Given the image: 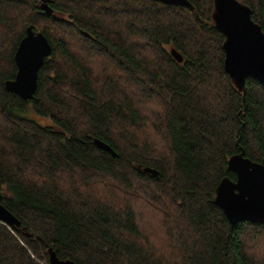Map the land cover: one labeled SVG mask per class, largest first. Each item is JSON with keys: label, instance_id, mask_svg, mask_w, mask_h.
I'll return each mask as SVG.
<instances>
[{"label": "trees", "instance_id": "1", "mask_svg": "<svg viewBox=\"0 0 264 264\" xmlns=\"http://www.w3.org/2000/svg\"><path fill=\"white\" fill-rule=\"evenodd\" d=\"M42 1L0 0V264H264V224L215 201L232 155L264 165V84H233L214 0ZM31 24L53 50L25 100L5 83Z\"/></svg>", "mask_w": 264, "mask_h": 264}, {"label": "water", "instance_id": "2", "mask_svg": "<svg viewBox=\"0 0 264 264\" xmlns=\"http://www.w3.org/2000/svg\"><path fill=\"white\" fill-rule=\"evenodd\" d=\"M165 4L181 5L194 9L190 0H157ZM51 0L40 4L45 15H52L54 8ZM212 18L215 27L225 35L223 49L224 67L235 87L246 92V80L253 77L264 84V31L252 17L251 8L241 0H214ZM52 45L42 31H37L34 24L26 29L15 52L17 73L15 78L5 83V88L25 100L35 98L41 67L52 53ZM172 56L178 61L183 55L175 48ZM95 144L116 155L108 143L95 139ZM229 169L236 173L237 179L223 178L217 187L216 203L223 209L231 223L250 221L264 224V165L245 156L244 152L232 155L228 162ZM153 176L158 172L145 168ZM0 220L9 225L20 224L19 219L1 202ZM51 264H77L72 259H64L50 249Z\"/></svg>", "mask_w": 264, "mask_h": 264}, {"label": "rangeland", "instance_id": "3", "mask_svg": "<svg viewBox=\"0 0 264 264\" xmlns=\"http://www.w3.org/2000/svg\"><path fill=\"white\" fill-rule=\"evenodd\" d=\"M31 115V114H30ZM34 117H36L34 114H32ZM31 115V116H32ZM40 119V118H39ZM143 209V207H141V210ZM144 209H145V207H144ZM144 209L142 210V212H144L145 213V211H144ZM145 215V214H144ZM147 222V221H146ZM158 236H160L161 235V232H157L156 233ZM162 236V235H161ZM161 241V240H160ZM162 242V241H161ZM160 245H161V243H160ZM250 248H253L252 250H256V252H259L260 254H262L263 253V255H261V256H264V242H257L256 243V245H254L253 247H251L250 246Z\"/></svg>", "mask_w": 264, "mask_h": 264}]
</instances>
